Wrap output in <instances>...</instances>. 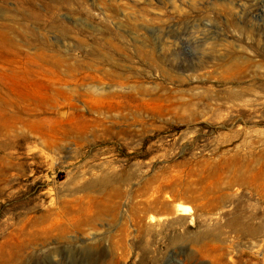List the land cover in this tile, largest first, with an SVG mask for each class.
Returning <instances> with one entry per match:
<instances>
[{
  "label": "rangeland",
  "instance_id": "rangeland-1",
  "mask_svg": "<svg viewBox=\"0 0 264 264\" xmlns=\"http://www.w3.org/2000/svg\"><path fill=\"white\" fill-rule=\"evenodd\" d=\"M263 45L264 0H0V264H264ZM121 83L158 100L89 110ZM66 199L71 229L16 252Z\"/></svg>",
  "mask_w": 264,
  "mask_h": 264
},
{
  "label": "bare ground",
  "instance_id": "bare-ground-1",
  "mask_svg": "<svg viewBox=\"0 0 264 264\" xmlns=\"http://www.w3.org/2000/svg\"><path fill=\"white\" fill-rule=\"evenodd\" d=\"M166 1H168L173 6L174 0H166ZM219 5L222 6L221 3H219ZM224 5L226 6V4H223V6ZM256 5L257 4H254V2H252L249 5L250 10L255 8ZM237 7H238L236 8L237 10L240 8L239 11H243V7L240 4H237ZM242 38L244 39L243 43H246L247 45L240 47L238 50L243 51V52L245 50L249 51V54H247L248 56L245 57V63H246L245 65H247L248 62L253 61V59L255 58L254 52L256 48L261 46L262 43L259 39H256L252 34L248 33L247 31H245V33L242 34ZM251 46H254L255 50L251 49L252 48ZM205 49H206L205 50L206 54L211 60H216L217 56L221 55L222 50H226L229 53L230 57L234 56V44L232 43V41L224 39V37L220 39L219 38L212 39V41L208 42ZM140 53L143 58H147L149 60L153 59L151 58V51H140ZM260 55H264V50L261 51ZM208 63L210 62L208 61L206 63H200L198 65L199 66L198 68L199 69L206 68V66H208ZM238 67H240V65H238ZM242 68H240V70H243ZM207 70L205 71L209 73V71ZM186 76H189L192 80L198 79L197 77L198 74L194 71V69L190 71V73L187 74ZM92 78L95 80L97 77L93 76ZM124 85H125L124 83L119 84V89L109 91L104 96L103 95L101 96V94H98V93L93 94V96L89 95V99H88L89 110L93 113L98 114L100 113L101 109H108V108H112L113 106H117L119 108H122L121 110L125 108L127 110L129 109L130 112L132 111L131 109H133L134 111H139L140 109L138 108V105L140 103L151 104V103H155L156 102L155 100H158V97H151L152 96L151 93L148 94L147 93L148 90H145L139 85H136V84H133V85L130 84L127 86H124ZM144 94H148L149 97L147 98L144 97ZM31 135L32 134H30V136ZM35 136L41 139L43 138V133L38 130ZM43 141L48 143L45 140ZM73 181L74 180H71V183ZM104 181L105 179L101 178L96 181L87 182L82 186L74 187L73 190L75 191L82 190V188L89 187L93 185L94 183H102ZM79 198L77 199V202H76L77 204L79 203ZM70 201H72V199L63 200L60 204H58V206H56L55 209L47 210L45 213H42L33 219H26L17 228L18 229L17 232H14V233L9 232V234L11 235L10 239L15 238L14 250L16 252L23 253L32 243H41L43 239H47V238L49 239V237L54 234L63 235L66 231L70 230L71 227L73 226V220H74L75 215L70 216L64 211V206L66 204H69ZM79 205L83 208V209L80 208L79 210H82V211L84 209L87 210V208L86 207L84 208L82 204H79ZM189 212H191V207L188 203H185V202L178 203L174 209V213L188 214ZM9 246L12 247V244L10 243Z\"/></svg>",
  "mask_w": 264,
  "mask_h": 264
},
{
  "label": "water",
  "instance_id": "water-1",
  "mask_svg": "<svg viewBox=\"0 0 264 264\" xmlns=\"http://www.w3.org/2000/svg\"><path fill=\"white\" fill-rule=\"evenodd\" d=\"M168 212H169V213H172V210L169 209Z\"/></svg>",
  "mask_w": 264,
  "mask_h": 264
}]
</instances>
